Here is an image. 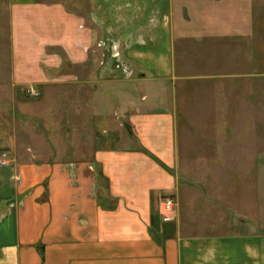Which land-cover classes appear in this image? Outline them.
Wrapping results in <instances>:
<instances>
[{
	"label": "crops",
	"instance_id": "obj_1",
	"mask_svg": "<svg viewBox=\"0 0 264 264\" xmlns=\"http://www.w3.org/2000/svg\"><path fill=\"white\" fill-rule=\"evenodd\" d=\"M127 1L142 6L141 17L126 20L123 8L114 15ZM127 1L109 0V23H131L124 59L137 73L130 80L119 74L120 57L104 54L103 37L87 28L88 21L104 26L105 0H87L79 16L53 3L16 0V41L25 52L17 57L15 84L63 93L64 122L55 112L48 120L63 126L64 147L27 155L2 149L12 141L0 138V156L10 161L0 166V264H264V224L192 235L177 205L175 219L162 221L160 197L178 191L175 104L149 92L145 100L132 97L135 84L164 82L172 73L166 38L136 42L150 13L161 23L168 0ZM58 44L68 54L61 69L46 53Z\"/></svg>",
	"mask_w": 264,
	"mask_h": 264
},
{
	"label": "rangeland",
	"instance_id": "obj_2",
	"mask_svg": "<svg viewBox=\"0 0 264 264\" xmlns=\"http://www.w3.org/2000/svg\"><path fill=\"white\" fill-rule=\"evenodd\" d=\"M35 1L56 4L76 16L88 8L87 0ZM15 4L16 0H0V138L12 141L2 149L27 155L33 150H62L59 131L63 132V126L48 119L55 112L53 117L64 122L63 93L51 90L45 95L35 85L15 84L17 57L25 52L16 41ZM119 8L129 10L126 20L142 16V6L130 1L114 7V15ZM110 9L105 0L104 26L88 21L87 28L94 37L96 33L103 37L104 54L120 57L119 74L130 80L137 73L124 59L131 23L119 19V28H114L109 23ZM150 15L145 29H138L136 42L144 36L150 42L161 35L166 38L172 73L164 82L135 84L136 95L128 99L145 100L142 95L149 92L151 97L174 100L177 157L173 174L178 191L171 195L184 226L192 235H232L253 230L256 222L262 226L264 0H168L161 23L158 12ZM46 51L59 60L53 68L64 67L68 55L64 45L49 46ZM156 85L162 86V93L154 91ZM158 163L165 166L159 159Z\"/></svg>",
	"mask_w": 264,
	"mask_h": 264
},
{
	"label": "built area",
	"instance_id": "obj_3",
	"mask_svg": "<svg viewBox=\"0 0 264 264\" xmlns=\"http://www.w3.org/2000/svg\"><path fill=\"white\" fill-rule=\"evenodd\" d=\"M33 96H38V92L32 90ZM10 163L7 154L3 152L0 156V166H5ZM21 182L20 179H18ZM176 201L172 195H163L158 202V211L163 222H171L176 217Z\"/></svg>",
	"mask_w": 264,
	"mask_h": 264
},
{
	"label": "trees",
	"instance_id": "obj_4",
	"mask_svg": "<svg viewBox=\"0 0 264 264\" xmlns=\"http://www.w3.org/2000/svg\"><path fill=\"white\" fill-rule=\"evenodd\" d=\"M154 158V157H153ZM157 160V159H156ZM157 162H158V160H157Z\"/></svg>",
	"mask_w": 264,
	"mask_h": 264
}]
</instances>
